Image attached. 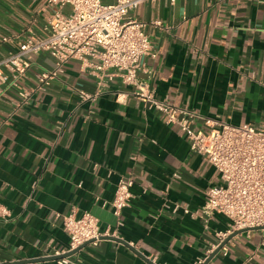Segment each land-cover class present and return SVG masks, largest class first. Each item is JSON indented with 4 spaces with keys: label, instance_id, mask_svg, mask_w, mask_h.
<instances>
[{
    "label": "crops",
    "instance_id": "0c3cea01",
    "mask_svg": "<svg viewBox=\"0 0 264 264\" xmlns=\"http://www.w3.org/2000/svg\"><path fill=\"white\" fill-rule=\"evenodd\" d=\"M51 12L48 0H0V60L31 32L45 35ZM131 17L148 25L157 55L144 60L139 77L157 99L191 112L195 129L207 131V121L264 127V0H157ZM55 65L48 54L36 55L27 76L1 87L0 206L11 216L0 217V264L66 255L64 218L73 212L91 213L102 233L128 246L103 239L69 264H198L211 257L217 234L229 228L222 215L206 220L199 213L220 183L217 170L118 77L84 100L81 92L95 94L98 80L71 61L38 91L37 74ZM20 89L34 92L28 102ZM121 179L134 181L133 199L117 217L110 204ZM208 264H264V230L236 236Z\"/></svg>",
    "mask_w": 264,
    "mask_h": 264
},
{
    "label": "built area",
    "instance_id": "2783aa9c",
    "mask_svg": "<svg viewBox=\"0 0 264 264\" xmlns=\"http://www.w3.org/2000/svg\"><path fill=\"white\" fill-rule=\"evenodd\" d=\"M156 1L48 0L52 12L47 18L45 35L31 32L19 42L16 52L0 60V95L1 87L8 86L11 79L17 84L27 76L34 56L39 54H48L56 64L53 72L37 74V90L41 92L48 90L71 61L80 62L82 69L98 80L95 94L81 92L84 100H95L108 82L120 78L123 86L131 88V95L164 115L167 124L179 127L191 151L205 157L219 173L220 183L208 191L199 213L206 220L216 214L228 220V230L217 234L222 244L237 232L248 230L250 234L253 229L264 228V127L207 121V131L195 129L191 112L156 98L139 73L146 70L144 60L157 54L147 34L148 25L131 17L140 5ZM67 6L71 7L70 13L64 11ZM4 42H10V38ZM33 93L23 89L20 97L26 103ZM133 185L131 179H121L118 183L110 204L115 216L120 217L130 206ZM185 213L190 214L187 210ZM10 216L11 212L0 206V217ZM64 230L70 239L64 254L86 244L97 246L105 238H115L110 231L102 233L99 220L88 212L66 216ZM205 262L201 260L198 264ZM69 263V259L60 261V264Z\"/></svg>",
    "mask_w": 264,
    "mask_h": 264
},
{
    "label": "water",
    "instance_id": "95a60500",
    "mask_svg": "<svg viewBox=\"0 0 264 264\" xmlns=\"http://www.w3.org/2000/svg\"><path fill=\"white\" fill-rule=\"evenodd\" d=\"M260 230H264V228H256V229H253L252 231H260ZM248 230H243V231H240V232H237L235 234H233L232 236H230L225 242H223L222 244H220V246L218 247V249L213 252L212 256L209 257L206 262L204 264H208L210 262V260L216 256L217 254L220 253V251L226 247V245L233 239L235 238L236 236L240 235V234H243V233H247ZM105 239H112L113 241H116L118 243H122L126 246H128V244L126 242H123L119 239H116V238H105ZM90 244H86L84 246H82L81 248H79L78 250L74 251V252H71V253H68L66 255H62V256H56V257H53V258H47V259H40V260H33V261H30V262H18V263H14V264H33V263H38V262H47V261H61V260H64V259H69L73 256H75L77 253H79V251L81 249H83L84 247L88 246Z\"/></svg>",
    "mask_w": 264,
    "mask_h": 264
},
{
    "label": "rangeland",
    "instance_id": "374dc122",
    "mask_svg": "<svg viewBox=\"0 0 264 264\" xmlns=\"http://www.w3.org/2000/svg\"><path fill=\"white\" fill-rule=\"evenodd\" d=\"M104 3H106L107 1L106 0H103Z\"/></svg>",
    "mask_w": 264,
    "mask_h": 264
}]
</instances>
